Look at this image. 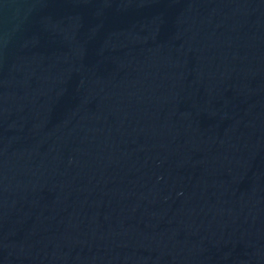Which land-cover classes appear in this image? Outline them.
<instances>
[{
  "label": "water",
  "instance_id": "95a60500",
  "mask_svg": "<svg viewBox=\"0 0 264 264\" xmlns=\"http://www.w3.org/2000/svg\"><path fill=\"white\" fill-rule=\"evenodd\" d=\"M0 264H264V0H0Z\"/></svg>",
  "mask_w": 264,
  "mask_h": 264
}]
</instances>
